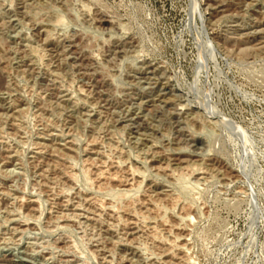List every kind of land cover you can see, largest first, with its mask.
<instances>
[{"label": "rangeland", "instance_id": "1", "mask_svg": "<svg viewBox=\"0 0 264 264\" xmlns=\"http://www.w3.org/2000/svg\"><path fill=\"white\" fill-rule=\"evenodd\" d=\"M0 264H264V0H0Z\"/></svg>", "mask_w": 264, "mask_h": 264}]
</instances>
